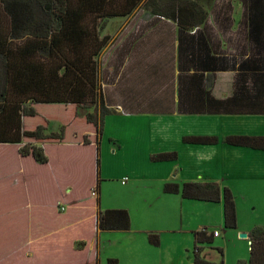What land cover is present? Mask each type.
Masks as SVG:
<instances>
[{"label":"crops","instance_id":"0c3cea01","mask_svg":"<svg viewBox=\"0 0 264 264\" xmlns=\"http://www.w3.org/2000/svg\"><path fill=\"white\" fill-rule=\"evenodd\" d=\"M199 3L205 18L199 26L192 28H180L175 20L151 14L141 7L120 17L124 21L114 30V35L109 34L110 43L104 50L108 59L106 73L111 74V78L101 81L105 102L115 112L122 110L150 116V126L158 129L159 139L167 138L164 143L173 136L170 146L153 144L155 135H152L150 155L156 149H176V160L186 155L198 161H192L191 174L186 165L175 170L176 177L172 179L177 180L175 183L195 180L206 169L212 170L206 162L233 154L235 158L254 161L251 170L264 184V150L227 144L224 137L228 134L225 128L223 130L224 124H228L224 120L226 116L242 117L250 119L239 121L241 126L248 124L252 134L264 135V0H199ZM27 117L34 116H23L22 128L35 129L37 121L26 125ZM237 120L232 122L236 124ZM184 123H200L202 128L184 130ZM89 133L94 135V140L88 146H93L96 140L93 128ZM185 135H214L218 142L188 144L182 141ZM25 140L0 142V188L3 183L9 191L18 186L23 194V202L19 204L20 211L24 212L23 223L12 233L15 242L7 252L8 259H29L37 247L52 250L54 246L58 249L64 244L66 220L57 208L63 207L59 202L66 197L65 189L70 190L63 182L58 183L55 161L49 163L47 158L46 162L40 163L32 154L22 155L19 151L20 144L29 142L44 148L46 155L48 147L60 146L63 140ZM178 144H182L181 149ZM226 145L248 151H229L224 149ZM53 157L55 154L51 155ZM229 187L234 193V188ZM93 189L97 195L96 187ZM165 194L183 200L179 193ZM233 198L237 216L234 229L239 233L246 232L248 238L253 226L264 227V220L245 224L244 208L234 194ZM96 213L95 236L102 231L96 226ZM83 216L77 214L71 222H82ZM200 226L205 227V224ZM18 229H21L20 233ZM85 248V242L82 247H74L76 251Z\"/></svg>","mask_w":264,"mask_h":264},{"label":"rangeland","instance_id":"374dc122","mask_svg":"<svg viewBox=\"0 0 264 264\" xmlns=\"http://www.w3.org/2000/svg\"><path fill=\"white\" fill-rule=\"evenodd\" d=\"M122 21L120 17L102 21L101 35H114V30ZM105 47L97 57L101 81L106 80V77L111 78V74L106 73L108 59ZM27 105L35 110V115L25 119L26 125L37 121L35 128L40 125L43 134L60 133L59 140H63L60 146L48 147L49 155L46 153V156L49 163L55 161L58 183L63 182L65 188L70 190L67 192L65 189L69 204L66 197L59 202L63 204L64 210L61 211L56 205L66 220L64 244L58 249L54 246L52 250L37 247L29 259H8L7 252L15 242L12 233L23 223L24 212L19 207L23 202V194L18 186L11 187L9 191L8 187L4 188L6 183H3L0 188V261L3 264H106L107 258H116L118 264H194L193 232L202 229V224H205L209 232L216 229L219 235L203 246L199 253L202 259L212 264H239L248 260L249 240L241 237L236 229L224 228L222 202L186 199L180 193L183 200L166 196L164 184L175 183L176 179L172 180L176 177L175 170L186 165L191 174L194 168L192 161H198L184 155L176 161L152 162L149 152L151 136L155 135L153 144L170 146L169 141H172L173 136L166 143L163 142L166 137H162L163 141L159 139L161 136L158 129L150 126V116L125 113L122 110L108 114L104 119L102 134L97 140L98 145L88 146L94 140V135L89 133L92 126L86 117L87 113L92 112V107L77 108L74 104L49 103ZM226 117L224 120L228 124H224L223 130L225 128L228 135H257L251 133L248 124L241 126L239 123L250 118ZM235 119H238L236 124L232 122ZM188 128L199 130L202 126L200 123H184L182 129ZM177 146L181 149L182 144ZM225 147L229 151H248L228 145ZM42 150L44 152V148ZM164 151L156 149L154 153ZM52 154H55L54 159L51 158ZM234 156L224 154L221 158L206 162L212 170L206 169L201 176H194L195 180L186 182L213 181L221 189H230L229 186H232V194L244 208L243 222H263L264 184L251 170L254 161H244V158ZM96 181L97 196L93 197L91 191L96 187ZM106 209H125L130 216V229L99 231L95 236V213ZM77 214L84 215L82 222H71ZM20 230L17 232L20 233ZM149 234L158 235L157 245L149 241ZM84 242L85 249H74L82 247Z\"/></svg>","mask_w":264,"mask_h":264},{"label":"trees","instance_id":"16d2710c","mask_svg":"<svg viewBox=\"0 0 264 264\" xmlns=\"http://www.w3.org/2000/svg\"><path fill=\"white\" fill-rule=\"evenodd\" d=\"M136 7L175 20L180 28L199 26L205 18L199 0H0V142L59 140L60 133L43 134L40 125L33 130L22 128V117L35 115L27 104L59 103L93 108L86 117L97 146L105 116L115 112L107 107L99 79L97 57L111 38L101 35L102 21L128 16ZM182 141L210 145L218 137L185 135ZM224 142L264 150V135H227ZM19 151L32 154L40 163L47 161L42 148L29 142ZM177 156L175 150L164 151L152 153L150 160H175ZM163 190L186 199L222 201L224 228L237 227L235 201L228 187L221 189L213 181L168 182ZM96 226L102 231H126L130 216L125 209L98 210ZM193 237L194 264H212L199 256L203 246L212 242V231L203 227ZM148 239L159 243L156 234H149ZM248 240L249 258L239 264H264V227L253 226ZM106 264H118V260L107 258Z\"/></svg>","mask_w":264,"mask_h":264},{"label":"built area","instance_id":"2783aa9c","mask_svg":"<svg viewBox=\"0 0 264 264\" xmlns=\"http://www.w3.org/2000/svg\"><path fill=\"white\" fill-rule=\"evenodd\" d=\"M124 182L126 181V179L125 180H123ZM91 196H93V197H96L97 195H96V192H95V190L93 189L92 191H91ZM61 209H64L63 207H61ZM212 235L213 236H217L218 235V231H216V230H213L212 231Z\"/></svg>","mask_w":264,"mask_h":264},{"label":"water","instance_id":"95a60500","mask_svg":"<svg viewBox=\"0 0 264 264\" xmlns=\"http://www.w3.org/2000/svg\"><path fill=\"white\" fill-rule=\"evenodd\" d=\"M241 237H247V233H240Z\"/></svg>","mask_w":264,"mask_h":264}]
</instances>
